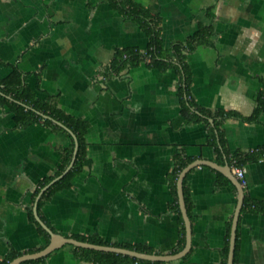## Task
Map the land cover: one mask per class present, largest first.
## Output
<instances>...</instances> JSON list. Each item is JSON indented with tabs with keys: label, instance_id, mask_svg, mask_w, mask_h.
Here are the masks:
<instances>
[{
	"label": "crops",
	"instance_id": "0c3cea01",
	"mask_svg": "<svg viewBox=\"0 0 264 264\" xmlns=\"http://www.w3.org/2000/svg\"><path fill=\"white\" fill-rule=\"evenodd\" d=\"M134 1L161 16L164 47L210 25L209 42L186 55L191 97L209 110L253 112L264 87V0ZM147 42L137 23L106 1L0 0V78L18 70L37 98H51L89 124L88 164L69 188L37 205L40 219L65 237L96 236L105 245L142 244L150 253L172 254L180 243L168 178L174 154L225 166L233 152L264 146V112L254 121L226 118L221 127L228 156L216 153L205 124L181 114L174 68L141 62L106 73L117 49H144ZM69 142L40 121L16 125L0 103V259L9 250L24 254L45 246L29 211ZM243 167L244 195L264 201V158ZM218 173L225 176L201 165L185 176L192 232L186 258L123 264H221L237 189L221 183ZM236 231L238 264H264V212L240 210ZM79 248L63 245L41 264H96Z\"/></svg>",
	"mask_w": 264,
	"mask_h": 264
},
{
	"label": "trees",
	"instance_id": "16d2710c",
	"mask_svg": "<svg viewBox=\"0 0 264 264\" xmlns=\"http://www.w3.org/2000/svg\"><path fill=\"white\" fill-rule=\"evenodd\" d=\"M96 1H106L117 12L123 14L127 18L132 19L135 23H137L139 28L146 34L148 38L147 45L144 49H140L136 46L117 49L107 69L108 72L106 73H118L125 67L136 66L141 62H144L147 65L160 70H165L170 67L174 68L178 74L177 93L180 98L182 116L187 122H201L205 124L208 131L209 144L215 148L216 153H223L227 155L226 140L221 127L223 121L226 118H238L244 121L256 120L259 114L264 112V87L257 92L256 107L248 116H244L236 111L224 109L209 110L199 106L193 101L189 91V86L191 83V71L186 62V55L193 51L198 45L209 42V38L212 33L211 26L200 25L193 34L187 37L185 41H176L171 43L169 47H164L161 38L162 18L159 14L152 12L150 9L146 8L140 3L135 2L134 0ZM0 92V103L8 105L12 112L13 121L16 125L26 126L33 122L40 121L53 130L63 131L70 140L69 144L62 149L61 164L58 166L53 176H47L40 182L39 187L35 190V195L38 193L40 188L47 184L54 176L60 174L63 171L72 157L74 147V141L69 132L57 126L51 120L43 119L40 115L36 114V111L60 121L63 125L70 129L77 138L78 148L73 166L60 180L56 181L43 192L37 203L39 208L43 201L49 198L55 192L69 188L72 184V179L81 172L85 165L88 164L89 161L86 155L85 134L89 124L84 119L74 117L62 111L55 103L51 101V98L46 100L37 98L33 91L23 85L22 75L16 69H13L7 76L0 78ZM6 95H9L12 100L6 98ZM209 119H212V124L209 122ZM261 158H264V146L247 152L235 151L229 155L227 158V163L231 167L235 165L243 166V164L246 162L256 161ZM190 162H192L191 158L184 157L181 152H176L173 156L172 169L168 175L171 191L174 196V203L171 207L177 212L179 220L180 243L176 251L183 247L185 241V229L178 204L176 180L181 169ZM218 175L221 179V183L227 184L234 189V185L229 179H227L221 173H218ZM183 193L187 213L189 214L190 202L188 190L185 184V178L183 179ZM244 209L257 213L264 212V201L249 200L246 195H244L241 211ZM29 217L35 224L37 232L44 236L46 243H48V232L43 229L38 222L35 221L31 211H29ZM230 226L231 222L229 221L226 227V237L221 252L223 258L221 264H226L227 262ZM72 237L77 240L90 243L101 245L106 244L105 241L96 236L85 237L81 235H73ZM117 246L135 249L139 252H151L149 247L142 244H117ZM79 249L89 256L96 264H123L127 260H137L136 258H130L129 256L118 253L102 252L87 248ZM32 251L34 250H29L28 252ZM189 253L190 251L183 257V259L186 258ZM21 254L22 253L20 252L9 250L5 257L0 259V264H7L10 260ZM238 255L239 242L236 231L233 264H238ZM42 260L43 258L30 260L21 264H41Z\"/></svg>",
	"mask_w": 264,
	"mask_h": 264
},
{
	"label": "water",
	"instance_id": "95a60500",
	"mask_svg": "<svg viewBox=\"0 0 264 264\" xmlns=\"http://www.w3.org/2000/svg\"><path fill=\"white\" fill-rule=\"evenodd\" d=\"M11 99L10 97H8ZM36 114L40 115L43 119H49L57 126L65 129L67 132L70 133L71 137L74 141V147L72 152V157L69 161V163L66 165V167L63 169V171L53 177L47 184H45L37 194L35 198V203L33 206V216L36 220V222L39 223V225L45 229L49 234V241L45 244V246L37 251L24 253L19 256H16L12 260H10L7 264H21L25 261L30 260H37L44 258L49 253L54 251L55 249L63 246V245H72L75 247H81V248H87V249H93L97 251L102 252H111V253H118L121 255H127L129 257H133L136 259H142V260H151V261H173L178 260L182 257H184L191 248V222L190 218L187 213V208L185 204L184 199V193H183V179L187 175V173L194 167L201 166V165H207L210 167H213L214 169H217L221 171L236 187L237 189V203L236 207L233 213L232 221H231V228H230V237H229V247H228V254H227V262L226 264H233V257H234V247H235V237H236V228H237V221L239 217V213L241 210V206L243 203L244 198V189L243 186L240 184L239 180L233 175L230 166L227 164L225 166L217 165L213 162L206 161V160H194L190 163H188L186 166H184L181 171L178 174L177 181H176V191H177V197H178V204L180 213L182 216L184 229H185V241L183 247L178 250L177 252H174L172 254H154V253H146V252H139L134 249L124 248V247H118L113 245H101V244H95L90 243L86 241L77 240L72 237H65L61 234L53 232L39 217L37 213V202L42 195V193L49 188L52 184H54L56 181L60 180L73 166L75 157L77 154V148H78V142L77 138L74 135V133L68 129L65 125H63L60 121L43 114L41 112L36 111ZM210 122L212 123V119H210Z\"/></svg>",
	"mask_w": 264,
	"mask_h": 264
},
{
	"label": "built area",
	"instance_id": "2783aa9c",
	"mask_svg": "<svg viewBox=\"0 0 264 264\" xmlns=\"http://www.w3.org/2000/svg\"><path fill=\"white\" fill-rule=\"evenodd\" d=\"M230 168L233 175L239 180L240 184L244 186L246 184L244 167L235 165Z\"/></svg>",
	"mask_w": 264,
	"mask_h": 264
}]
</instances>
